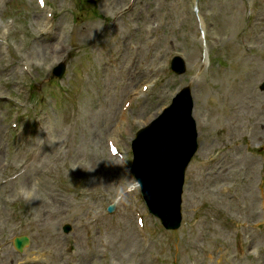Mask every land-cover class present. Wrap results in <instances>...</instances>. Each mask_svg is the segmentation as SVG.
<instances>
[{"label":"rangeland","instance_id":"rangeland-1","mask_svg":"<svg viewBox=\"0 0 264 264\" xmlns=\"http://www.w3.org/2000/svg\"><path fill=\"white\" fill-rule=\"evenodd\" d=\"M263 81L264 0H0V264H264ZM185 85L201 147L169 231L131 145Z\"/></svg>","mask_w":264,"mask_h":264},{"label":"water","instance_id":"water-1","mask_svg":"<svg viewBox=\"0 0 264 264\" xmlns=\"http://www.w3.org/2000/svg\"><path fill=\"white\" fill-rule=\"evenodd\" d=\"M173 67L178 73L185 71L180 57L174 59ZM63 71L61 66L56 73L62 75ZM193 107L191 89L187 86L133 140L132 172L141 184L150 211L169 229L181 226L185 173L199 146ZM113 209V205L109 207L110 211ZM28 243L27 236L15 241L21 251Z\"/></svg>","mask_w":264,"mask_h":264},{"label":"bare ground","instance_id":"bare-ground-1","mask_svg":"<svg viewBox=\"0 0 264 264\" xmlns=\"http://www.w3.org/2000/svg\"><path fill=\"white\" fill-rule=\"evenodd\" d=\"M200 21H201L202 28H203V30H204L205 27H204V22H203V18H202V16H200ZM41 23H43V20L41 21ZM203 33H205V31H203ZM201 38L204 39V38H205V35H201ZM192 59H193L194 62H199V55H198V52H197L196 54H193ZM238 92H241V89L238 90ZM261 128L264 129V124L261 125ZM29 193H30V192H29Z\"/></svg>","mask_w":264,"mask_h":264},{"label":"clouds","instance_id":"clouds-1","mask_svg":"<svg viewBox=\"0 0 264 264\" xmlns=\"http://www.w3.org/2000/svg\"><path fill=\"white\" fill-rule=\"evenodd\" d=\"M121 191H122V189H121ZM117 202H118V200H117Z\"/></svg>","mask_w":264,"mask_h":264}]
</instances>
